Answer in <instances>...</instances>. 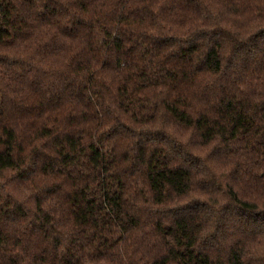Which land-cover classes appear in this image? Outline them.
<instances>
[{
    "label": "trees",
    "instance_id": "16d2710c",
    "mask_svg": "<svg viewBox=\"0 0 264 264\" xmlns=\"http://www.w3.org/2000/svg\"><path fill=\"white\" fill-rule=\"evenodd\" d=\"M0 264H264V0H0Z\"/></svg>",
    "mask_w": 264,
    "mask_h": 264
}]
</instances>
